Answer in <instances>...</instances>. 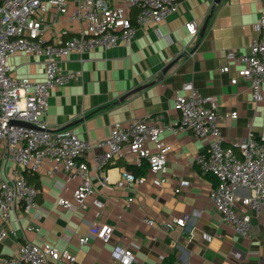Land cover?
Returning <instances> with one entry per match:
<instances>
[{"label": "crops", "instance_id": "obj_1", "mask_svg": "<svg viewBox=\"0 0 264 264\" xmlns=\"http://www.w3.org/2000/svg\"><path fill=\"white\" fill-rule=\"evenodd\" d=\"M73 8L70 4L68 14L49 9L48 41L59 34L67 38L84 27L69 19ZM261 9L258 0H182L178 12L165 22L138 26L130 44L70 53L60 61L61 68L79 70L82 77L51 91L49 130L70 128L82 139L97 141L109 136L116 122L126 125L133 119L158 113H165L166 121H177L175 90L191 81L202 94L216 98L227 144L250 133L264 138V100L255 101L249 80L232 84L235 72L221 70L228 62L230 50H247L258 35L256 24ZM192 21L200 26L196 36L186 28V23ZM45 59L42 55L19 53L10 57L9 64L15 76L39 80L45 76ZM171 62L173 65L163 74ZM140 86L142 89L122 98ZM232 111L238 112L236 118L229 116ZM164 137L172 150L162 186L152 182L148 166L143 174L137 172L145 163L138 166L118 158L100 170H92L96 195L106 202L105 213L98 220L114 226L109 243L91 234L95 206L70 209L57 202L60 195L72 198L79 178L68 181V189L62 190L61 183L67 179L63 170L51 174L50 165H46L41 174L30 173L8 162L0 148V179L7 178L11 169L17 167L39 189L33 217L25 213L22 205L7 221L0 214V230L17 231V235L10 234L0 242V264H5L19 244L27 240L49 243L76 254L74 262L49 259L48 264H123L111 256L115 244L133 249L137 256L133 264H264V214L253 215L252 236L245 237L222 219L209 199L217 179L202 171L197 158L208 152L212 140L197 138L189 131L178 135L166 132ZM106 149L95 147L84 152L79 161L93 166ZM125 170L145 175L147 180L140 185H119ZM180 178L188 184L176 192ZM184 216H189L185 226L176 225L172 230L165 226ZM145 218H153L155 225H149ZM29 226L33 229L28 230ZM206 233L212 235L211 240L204 238ZM85 235L90 239L81 245L79 237Z\"/></svg>", "mask_w": 264, "mask_h": 264}, {"label": "built area", "instance_id": "obj_2", "mask_svg": "<svg viewBox=\"0 0 264 264\" xmlns=\"http://www.w3.org/2000/svg\"><path fill=\"white\" fill-rule=\"evenodd\" d=\"M261 16L256 24L258 35L245 51L230 50L223 72H235L232 84L241 79L251 82L255 101L264 100V0ZM182 0H0V148L3 157L34 173L41 174L46 165L51 174L60 170L67 179L61 189L67 190V182L79 178L80 183L72 198L60 195L57 202L65 208L87 209L96 207V219L90 224L91 234L109 243L114 226L100 222L105 213L106 202L96 195L92 170L104 168L111 160L118 158L142 166L148 164L152 182L162 186L168 171V153L172 145L164 134L178 135L192 132L197 138L211 139L206 154L197 161L205 174H213L216 185L209 193L222 219L232 225L245 237L253 233V215L264 214V138L253 134L225 142L221 127L219 104L215 97L204 95L191 81L182 83L175 90V107L179 111L177 121H166L165 113L148 115L131 120L128 124L116 122L109 136L97 141L82 139L74 130L62 128L49 130L47 120L51 91L57 86L78 81L82 77L79 70H64L60 61L72 52L91 51L98 47L111 49L120 43L130 44L139 27L165 22L178 12ZM70 4L74 6L69 19L84 24V27L65 38L56 35L53 41L46 39L49 23L46 15L50 8L61 14H68ZM188 32L196 36L200 26L197 22L186 23ZM66 33V32H65ZM25 53L45 56V76L33 79L18 77L9 64L11 56ZM236 118L237 111L229 113ZM22 121L34 125L30 127L12 123ZM107 149L90 166L79 161V157L95 147ZM104 178V177H103ZM145 175H137L130 170L121 174L119 185L143 184ZM106 181V178H104ZM188 182L180 178L175 191ZM39 189L29 183L22 170L13 167L7 178L0 179V214L4 221L10 219L20 205L26 214L33 217L37 210ZM129 201H132L130 198ZM245 208V210H242ZM243 213H242V211ZM200 212H198L199 214ZM189 216L175 218L166 223L167 229L185 226ZM145 221L154 226L153 218ZM28 230L33 227L29 226ZM10 234L17 235L15 228H2L0 242ZM204 238L211 240L206 233ZM90 236H80V244L89 241ZM112 258L123 264H133L137 256L131 247L115 244ZM55 261H76V254L69 249L59 250L52 244H36L32 241L20 243L16 252L5 260V264H48ZM177 264H186L178 262Z\"/></svg>", "mask_w": 264, "mask_h": 264}, {"label": "water", "instance_id": "obj_3", "mask_svg": "<svg viewBox=\"0 0 264 264\" xmlns=\"http://www.w3.org/2000/svg\"><path fill=\"white\" fill-rule=\"evenodd\" d=\"M220 1H221V0H215V3H219ZM206 26H207V21H206V23H205L204 26H203L202 32L205 30ZM173 63H174V62H171L170 64H168V65L164 68V70H163V74H165V73L168 71V69L173 65ZM142 87H143V86H140V87H138V88H135L134 90H132L131 92H129L128 94H126L125 96H123L122 98H123V99L126 98V97L129 96L130 94H132V93H134V92H136V91L142 89ZM12 123L20 124V125H26V126H30V127H35V126L32 125V124H29V123H27V122H22V121H12Z\"/></svg>", "mask_w": 264, "mask_h": 264}, {"label": "trees", "instance_id": "obj_4", "mask_svg": "<svg viewBox=\"0 0 264 264\" xmlns=\"http://www.w3.org/2000/svg\"><path fill=\"white\" fill-rule=\"evenodd\" d=\"M147 166H148V164L147 163H145V165H144V167L142 168H139V169H137L138 171L137 172H139V173H141V174H143L144 173V171H146V168H147ZM130 167V166H129ZM26 171H30V173H34V172H32L31 170H29V169H26ZM35 174V173H34ZM214 176V175H213ZM215 177V176H214Z\"/></svg>", "mask_w": 264, "mask_h": 264}]
</instances>
